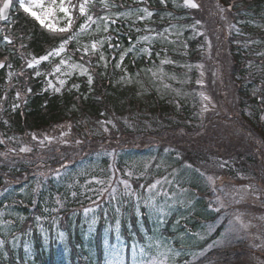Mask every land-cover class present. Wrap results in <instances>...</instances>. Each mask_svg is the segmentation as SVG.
Instances as JSON below:
<instances>
[{"label":"trees","instance_id":"trees-1","mask_svg":"<svg viewBox=\"0 0 264 264\" xmlns=\"http://www.w3.org/2000/svg\"><path fill=\"white\" fill-rule=\"evenodd\" d=\"M218 1L229 8L228 12L231 15L229 20L233 22L236 30L227 39V56L230 60L228 81L236 89L237 112L241 122L230 114L223 115L220 119L229 126L242 130V134L249 135L246 127L242 126V123H246L260 134L264 142V103L261 102V97H264V0ZM105 2L110 5L108 9H103L101 0H93L94 7L90 9V13L95 19L109 16L115 20V23H108L105 30L104 24L107 22L97 24L95 21L91 26L92 29L83 34L78 33L77 40L70 42L65 51V54L71 55L72 61L80 60L81 62L82 53L74 50L89 44L90 41L111 37L110 42L119 45L116 50H109L107 43L103 45L106 64L99 61V53L91 58L84 55V65L93 76L91 90L87 83V76L77 73L65 78L66 84L60 93L50 89L44 90L49 63L42 62L40 68L35 70L27 67L29 60L39 58L56 48L61 37L66 38V34H54L43 29L31 17L19 10L16 0H13L10 6L7 20L0 21V62H4V67L0 70V225L3 222L5 224L3 226L7 225V228L12 230L4 236L0 232V239L6 241L3 249L0 250V264H47L46 259L39 261L37 257L52 255L47 251L53 252L52 249L48 250L53 246L48 245L45 249L39 232L32 231L31 235L28 234L29 228L33 230L35 217L45 215L43 211L45 206L56 207L55 201L59 196L64 202V207L58 212V216L61 217L60 220L66 218L72 210L81 208L92 199H89L91 193L85 194V190L97 188L91 179L101 177L97 167L78 168L86 160L92 162V158L88 159L87 155L80 157L86 150L71 156L77 153L75 152L78 149L77 143L70 142L72 145L68 147L67 152L66 146L55 149L44 142V149H48L50 154L54 151L60 152L55 156H48L49 159H44V164L59 167L63 163L67 165L68 174L62 171L59 177L41 179V187L33 192V189H36L37 179L36 169H34L36 162L32 161L33 151L38 150L40 140L36 138L31 141V136L44 131L49 132L61 124L70 123L73 130L83 138V141H80L82 143L80 147L86 149V147L94 146L95 142L105 144L108 135L99 125L105 121H112L116 125L112 127L107 123L112 137L116 138L115 135L120 134L137 140L145 135V137H154L156 140L173 141L175 146L180 139L177 135L180 131L192 132V127L187 124L194 120L190 106L181 101L180 108L175 110L169 96H160L154 88L148 84L145 85L143 81L144 75L150 72L151 67L161 64L159 60L161 58L179 60L180 63H175L173 66L161 64L163 70L177 74L184 72L181 69V63L187 64V60L194 62L199 58L203 48L198 47L204 35H200L196 40H188L190 49L177 44L179 43L177 40L186 38L185 34L191 31L186 26L191 25L199 14L194 11L192 15L190 11L175 7L169 1L163 4L160 0H105ZM143 8H147L153 15L138 21L135 17L142 12L137 10ZM133 11L134 15L129 16V13ZM124 13L128 16L120 15ZM80 20L82 17L77 18L73 23L76 30ZM177 23L184 25V37L175 40L176 48L169 47L165 42L161 44L155 40L142 41L138 45L137 53L139 48L150 47L151 56L137 53L126 54L122 62L124 70L115 68L121 53L134 44L138 37L152 33L145 31L146 28L157 32ZM5 36L11 43L4 40ZM196 45H198L197 48ZM35 72L43 73V75L36 77ZM191 75L189 82L195 77L194 70L191 71ZM122 76L125 77L123 81H121ZM129 80L132 82L129 83ZM73 84L79 85V88H72ZM189 86H193V82ZM252 89H257L259 93L253 95ZM13 105L18 107L14 108ZM245 111L248 113L246 114ZM97 130L99 132L96 134ZM195 131L197 132V128L193 130ZM245 141L247 146L244 147L243 152L234 154L231 159L234 160L232 169H243L244 172H248L247 163H251L249 164L253 170L257 164L259 165V160L254 152V144L251 142L249 145V141L246 139ZM204 147L210 150L204 145L194 149L187 147L186 155L189 156L193 152L197 156L193 158L194 160L198 158V161H207ZM22 148H27L29 151L22 152ZM120 149L117 152L118 156L115 157L118 170L130 166V164L126 165V159L121 158L126 157L129 149ZM99 162L100 168H103L107 160L102 157ZM232 169L226 168L225 172H233ZM76 181L78 183H75ZM70 184L73 185L71 188L68 187ZM81 185L84 187L81 188ZM73 191L77 192L75 198L72 197ZM33 200L37 201L35 205L32 203ZM46 200H48L47 205ZM20 215L26 217L23 222L18 219ZM15 230L22 234L23 238L26 236L32 244L34 243L33 258L25 256L22 246L13 248L11 242L16 235ZM226 253L228 251L222 254L226 255ZM23 258L27 261L24 262ZM49 262L53 264L51 260Z\"/></svg>","mask_w":264,"mask_h":264},{"label":"rangeland","instance_id":"rangeland-1","mask_svg":"<svg viewBox=\"0 0 264 264\" xmlns=\"http://www.w3.org/2000/svg\"><path fill=\"white\" fill-rule=\"evenodd\" d=\"M16 1L19 5V0ZM165 1H169L175 7L185 8L191 14L194 11L199 14L196 18L193 16L195 20L192 21L191 25L186 26L191 31L185 34V39L177 40L184 37V25L177 23L172 26H166L161 31L146 35L153 36L154 39L152 40L161 44L165 42L171 48H176L175 44L179 42L177 44L182 45L185 49H190V41L196 40L200 35H204L201 38V45L198 47H202L203 51L194 62L187 60V64L181 63V69L184 71L182 74L163 70L160 64L150 68V72L144 75L145 79L143 82L145 85L148 84L154 88L160 96H169L175 110L180 108L179 104L181 101L187 104L188 107L190 106L191 116H193L194 120L187 124L192 127V132L180 131L177 134L180 139L175 146L173 141L156 140L154 137H145V135L137 140L120 134L115 135V138L110 135L109 129L107 132L104 131L105 127L109 128L107 123L99 124L103 132L108 135L105 144L95 142L94 146L82 149L80 147L82 143H80L75 151L77 153L71 156L86 150L80 157L87 155L88 159L91 160L92 158V162L86 160L78 168L97 167L101 177L95 179L107 180L112 177L110 166L113 163V157L105 155V151H114L117 157V152L121 150L120 148H127L129 150L126 157L121 158L126 159V165L130 164V166L118 171L117 177H120L122 172L132 171L133 177L129 178L124 175L122 178L130 179L132 187L138 192H141L140 186L143 185L142 197L149 195L147 191L148 185L157 181H160V184L153 190V194L167 193V198L162 194L154 195L158 204L170 206L165 208V211L170 214L162 217L164 224L158 229L156 216L148 214V209L144 207L143 200H141L142 215L139 219L143 222L148 235L153 236L154 240L159 239L162 241L159 249L155 246L147 247V242L136 225L137 217L134 210V198L133 205L125 204L122 208L126 216L122 220L121 230L125 245L124 264H132V237L129 234V224H131L132 230L137 233L139 244L145 248L143 255L137 249V264H150L154 258L162 260L164 264H264V142L260 134L246 123H242V126L246 127L245 129L249 131V135L242 134V130L231 127L220 119L221 116L230 114L231 117L234 116L241 122L237 112L236 101L238 96L235 95L236 89L228 81L230 60L227 56V39L228 36L236 32L233 22L229 20L231 17L228 12L229 8L224 7L218 0H194L198 5L195 9L186 7L185 0ZM81 2L83 0H66V6L77 5L72 11L73 23L77 18L81 17L78 11V5ZM90 14L93 15L92 13ZM133 15L134 11L129 13V16ZM141 15L143 13L138 14L135 19L143 21L137 18ZM95 21L96 19L93 16V22L81 32L80 25L85 23L82 17V20L76 25L77 35L78 33L83 34L91 30V26ZM196 21L200 23L196 25L194 31L192 26L196 24ZM66 23L67 21L64 19L58 20V26L60 27L65 26ZM95 27L97 29V24ZM164 29H169V31L164 33ZM156 33H164V35L160 37L156 36ZM196 33L200 34L197 35ZM188 40L190 41L188 42ZM92 42L90 41L89 45ZM64 54L53 56L44 62L49 63L50 66L46 70L47 79H50L57 87L60 86L58 79L66 78L63 76V72L71 71L79 74V70L64 66H62L60 73H53L52 70L54 66L59 64L60 59L66 58ZM165 59L167 58L159 60ZM169 61L171 63L165 64L173 66L175 63H180L179 60ZM72 62L80 63V60ZM40 64L36 68H40ZM188 65L192 67H188ZM196 65H203V68L196 67ZM192 70L195 71V77L193 81L189 82ZM201 72H203V76H201ZM153 73H156V75H153ZM198 80H203V84H198ZM191 82H193L192 88L189 86ZM165 85H168V87H165ZM201 93L210 98V103L202 100ZM251 93L256 95L259 91L252 89ZM205 104H207V110L202 111ZM245 113L247 114L248 112L245 111ZM196 128L197 132H193ZM62 132L66 134L63 138H61ZM97 132L99 131H95L96 134ZM34 136L35 139L38 138L40 140V145L37 146L38 150L36 152L33 151L34 160L32 159V161L36 162V168H34L37 173L36 187L37 183L41 182V179L56 178L54 170L61 167L44 164V159H49L48 156H55L60 152L54 151L53 154H50L48 149H44L41 141L50 144L55 149L66 146L68 152V147L72 145L70 142L83 141V138L73 130L70 123L61 124V126L59 125L49 132L44 131L33 135L30 137L31 141L35 140L33 139ZM46 137L49 139H45ZM111 138L113 139L111 140ZM245 139L249 141V145L251 142L254 144V152L259 160V165L257 164V167L253 170L251 169V163H247L249 166V169L246 167L248 172H244L243 169H232L234 160L233 158L231 159L234 154L243 152L244 147L247 146ZM202 145L210 149L207 150L204 147L207 161H198V158L194 160L193 158L197 156L193 152L189 156L186 155L188 148L194 149ZM166 148L170 149L167 153L165 152ZM102 157L106 158L107 163L105 167L100 168L99 161ZM145 164L148 165L147 168H145ZM185 165L190 167H185ZM228 165L230 167H227ZM226 168L232 169L233 172H225ZM91 181H94V178ZM94 184L96 187L100 186L96 183ZM120 188L122 189L123 185H120ZM89 197L92 199L89 198L90 201H87L86 205L72 210L66 218L59 222V229L66 233V246L70 249V252L66 255L63 251L65 245L59 244L52 239L49 245L53 247L48 250L52 249L53 252L47 251V253L52 254L50 255L51 257H42L40 255L37 260L46 259L47 264H50V262L48 263L49 260L53 264H104V239L106 235L105 228L107 227V222L104 220V209H109L110 222L114 224L113 209L115 202L110 206L106 195L101 198L100 207L96 213L100 220L94 233L88 234L83 209L94 207L96 200L95 195L92 193ZM209 205H211V208H221L220 212L212 211ZM91 215L89 213V217ZM236 217H239V220ZM177 220L180 221L179 224H177ZM73 224H75L74 234ZM3 225L5 224L2 222L0 225L2 236L12 231L7 228V225ZM33 225L32 231L39 232L36 222H33ZM44 227L48 228L50 233L54 235V230L51 229V225L48 222ZM15 233L14 237H20L19 246L23 247L25 241L31 243L26 236L23 238V235L16 230ZM85 234L88 235V239H84ZM107 237L110 244L115 243L114 231H109ZM40 239L42 242L41 235ZM168 249L173 251H168ZM226 251L229 254L223 255L222 253ZM177 252L179 255H176ZM158 253L165 254L158 255ZM30 258H33V255ZM202 258L204 260L197 263ZM23 261L27 260L23 258Z\"/></svg>","mask_w":264,"mask_h":264},{"label":"snow or ice","instance_id":"snow-or-ice-1","mask_svg":"<svg viewBox=\"0 0 264 264\" xmlns=\"http://www.w3.org/2000/svg\"><path fill=\"white\" fill-rule=\"evenodd\" d=\"M13 0H2V3H0V20H6L8 10L10 8V5L12 4ZM160 2L163 4L165 0H160ZM101 4L103 9H108L110 5L105 2V0H101ZM185 6L195 9L198 7V5L194 2V0H185ZM77 5L73 4L71 6H66V0H19V10H22L23 13H25L27 16L31 17L35 22H37L43 29L48 30L51 33L54 34H60L64 33L66 34V38L61 37L59 45L52 51L48 52L46 55H42L39 58H33L27 62V67L29 69L35 70V68L42 62L48 61L53 56H60L61 53H65V50L68 48L70 42L77 40V31L73 26V17H72V11L75 9ZM94 7V5L91 3V0H83V2L79 3L78 5V11L81 17L84 18L85 23L80 25V31L83 32L84 29L88 27L89 24L93 22V15L90 14V9ZM137 11L142 12L143 15L138 16L137 18L140 20H144L146 18H150L153 13L150 12L147 8L138 9ZM120 15H128L127 13L120 14ZM64 19L67 21L66 25L63 27L58 26V20ZM101 22H107L104 24L105 30H107V24L108 23H115V20L111 19L109 16L104 17H98L96 19V23L100 24ZM200 22L196 21V24L193 25V30L195 31L196 25H198ZM137 31H140L137 29ZM145 31L147 32H153L154 30L151 28H146ZM169 29H164V33H167ZM164 33H156V36L163 37ZM199 35L200 33H196ZM154 39L153 36H141L137 38V41L132 44L129 48L125 50L124 53H121L120 60L117 61L115 64V68L124 70L123 66V60L125 59L126 54L130 53H137L138 45L143 42H148ZM4 40L8 43H11V41H8V37L5 36ZM111 37H107L105 39L96 40L93 41L90 45L85 44L81 47H78L74 51L81 52V62L80 63H73L72 57L69 54H65L66 58H61L59 61V64L54 66L53 73H60L62 66L68 67L73 70H79L80 75H86L87 76V83L90 87L93 84V76L89 74V69L84 66L83 57L84 55H88L89 58L99 53V61L107 63L106 56L102 50L103 45L107 43L109 50H116L118 49L119 45H114L111 42ZM186 47V46H185ZM137 54H143L147 56H151V50L150 47H143L139 48V52ZM159 55V53H157ZM165 63H171V61L165 59L161 61V64ZM3 64H0V67H3ZM9 68L11 65H7ZM188 67H192L191 65H188ZM196 67L203 68V65H196ZM73 73L71 71H65L63 72L64 77H70ZM40 75H43V73L35 72V76L39 77ZM153 75H156V73H153ZM201 76H203V72H201ZM125 79L124 76L121 77V81ZM129 83L132 81L129 80ZM198 84H203V80H198ZM46 89L44 90H52L55 93H60L62 90V87L66 84V79L59 78L58 84L61 87H57L55 84L52 83L50 79H47L45 81ZM165 87H168V85H165ZM72 88H79V85L73 84ZM29 93L31 92V89H28ZM71 91V89H69ZM203 101L210 103V98L205 96L203 93L200 94ZM17 96H19V93H17ZM261 102L264 103V97H261ZM14 108L18 107V105H13ZM207 110V104H205L202 111ZM109 123L112 124V127H115L116 125L112 123V121H105L101 122V124ZM104 131L107 132L108 128H104ZM66 134L61 133V138H63ZM35 139V136L33 137ZM49 139V138H45ZM43 144L44 141H41ZM77 144H80V141L76 142ZM22 152H27L29 149L22 148ZM170 149L166 148L165 152H169ZM105 155L112 156L113 157V163L111 164V170H112V177H110L107 180H99L94 178V183L100 185L97 188H89L85 190L86 193H92L95 195L96 200L94 202V207L84 208V217L85 222L87 223V233L91 234L94 233L95 228L98 224V221L100 220V217L96 214L98 208L100 207V200L105 195L108 197V203L110 206L113 205V202H115V207L113 209L114 211V219L115 223L112 224L110 222V218L108 215L109 209H104V220L107 222V227L105 228V239H104V264H124V240L121 235L122 230V220L126 218L125 213L122 211V208L125 204L133 205V198H134V210H135V216L137 217L136 225L140 231L141 234H143V237L145 241L147 242V247L151 248L155 246L157 249L161 247L162 241L159 239L153 238V236H150L147 234V231L144 228L143 222L139 219V217L142 215L141 211V200H143V205L145 208L148 209V214L150 216L155 215L156 216V225L157 229L161 227L164 224V220L162 217H166L169 215V212L165 211L166 207H170L167 204H158L156 199L154 198V195H163L165 198H167V193H155L153 194V190L157 188V186L160 184V181H157L154 184L148 185L147 191L149 192V195L147 197H142L141 192L144 190V186L141 185V192H138L132 187V184L130 183V179L128 178H122V176L126 175L127 177L131 178L133 177V172L128 171L126 173H121L120 177H117V172L120 171L116 168L115 163V157L116 153L113 152H107L105 151ZM148 165L145 164V168H147ZM185 167H190L189 165H185ZM55 175L57 177L60 176V173L63 171L66 175L68 174L67 165L61 164L60 169H56ZM83 174V173H80ZM75 183H78L76 181ZM120 185H123V188H120ZM73 185H68L69 188H71ZM41 187V183L38 182L36 185V189H33V192H36L37 189ZM81 188L84 186L81 185ZM77 196V192H72V197L75 198ZM91 198V197H89ZM127 198V199H124ZM173 200L175 201V198L173 197ZM33 205L37 203L36 200L32 201ZM48 200L45 201V204L47 205ZM56 207H44V216H36L35 221L38 226L39 233L42 237V243L45 247H47L52 239H54L57 243L65 245L63 248L64 253L67 255L70 252V249L66 246V233L63 230L59 229V222L61 217L58 216V212L63 209L64 202L61 200V198L58 196L56 198ZM183 203V202H181ZM210 209L214 212L219 213L221 208H211V205H209ZM89 213L92 215L89 217ZM50 214V215H49ZM75 215V213H74ZM18 219L23 222L26 217L23 215L18 216ZM186 219V217H185ZM237 220H239V217H236ZM45 222H48L51 225V229L54 230V235L50 233V230L48 228H45L43 225ZM179 220H177V224H179ZM11 223V222H9ZM231 223V222H230ZM14 226V225H13ZM243 227H247L246 225H242ZM82 227V226H81ZM129 234L132 237V264H137L136 256H137V249H139V253L143 255L145 253V248L143 245L139 244L137 233L132 230L131 224H129ZM75 230V224H73V234ZM109 231H114L115 233V243H109L107 233ZM32 229L29 228L28 234L31 235ZM20 237L16 236L12 240V246L13 248L19 247L18 241ZM84 239H88V235L85 234ZM6 241L3 239H0V250L3 249L5 246ZM23 250L26 257L32 256V250H33V244L25 241L23 245ZM168 251H173L172 249H168ZM165 253H158V255H164ZM176 255H179L177 252ZM150 264H164L162 260L153 259Z\"/></svg>","mask_w":264,"mask_h":264},{"label":"water","instance_id":"water-1","mask_svg":"<svg viewBox=\"0 0 264 264\" xmlns=\"http://www.w3.org/2000/svg\"><path fill=\"white\" fill-rule=\"evenodd\" d=\"M8 14H9V10H8ZM8 14H7V18H8ZM6 18V19H7ZM1 21H4V20H1ZM0 64H3L4 65V62H0ZM4 67V66H3ZM3 67H0V70L3 68Z\"/></svg>","mask_w":264,"mask_h":264}]
</instances>
